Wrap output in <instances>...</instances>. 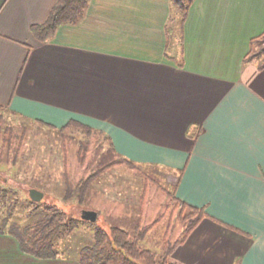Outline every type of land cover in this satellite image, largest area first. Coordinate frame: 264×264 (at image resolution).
I'll return each mask as SVG.
<instances>
[{
    "label": "crops",
    "instance_id": "obj_1",
    "mask_svg": "<svg viewBox=\"0 0 264 264\" xmlns=\"http://www.w3.org/2000/svg\"><path fill=\"white\" fill-rule=\"evenodd\" d=\"M55 1L0 0L3 110L77 120L132 162L167 167L174 194L210 215L183 241L163 232L170 260L264 264V66L244 61L264 0H193L180 30L171 0H88L40 42L30 26ZM0 264L81 263L34 256L0 232Z\"/></svg>",
    "mask_w": 264,
    "mask_h": 264
},
{
    "label": "rangeland",
    "instance_id": "obj_2",
    "mask_svg": "<svg viewBox=\"0 0 264 264\" xmlns=\"http://www.w3.org/2000/svg\"><path fill=\"white\" fill-rule=\"evenodd\" d=\"M102 135L88 134L73 124L61 130L0 110V220L31 222L57 208L63 221L78 220L71 230L64 227L57 234L55 246L60 253H78L94 242L97 226L108 230L111 225L128 230L131 236L141 230L145 233L141 245L162 252L161 244L170 243L162 239L177 238L185 229L171 197L167 167L121 161L94 178L81 201L64 197L68 187L90 173L97 146L107 147ZM87 139L89 149L80 161L77 150L80 141ZM30 187L43 192L39 200L29 199ZM90 209L97 212L96 219H82V211ZM166 230L169 235L164 237Z\"/></svg>",
    "mask_w": 264,
    "mask_h": 264
},
{
    "label": "trees",
    "instance_id": "obj_3",
    "mask_svg": "<svg viewBox=\"0 0 264 264\" xmlns=\"http://www.w3.org/2000/svg\"><path fill=\"white\" fill-rule=\"evenodd\" d=\"M171 1L176 6V16L174 18L180 30L193 0ZM87 2L88 0H56L46 19L30 26L31 33L40 42L50 39L62 23L78 22L84 16ZM257 43L260 44L259 48H256ZM253 58L258 60L259 67L264 66V30L250 39V49L246 53L244 61ZM4 108L0 104V110ZM36 121L56 128V126L42 120ZM72 124L84 129L88 134L101 133V130L77 120H69L58 129H65ZM102 136L104 142L107 143V147H102V144L97 146L90 173L87 176L80 177L73 187L67 188L64 194L66 199L81 201L90 182L105 169L121 161L134 163L124 156H119L120 154L109 135L103 134ZM88 149L89 140H81L77 150L80 161L83 160ZM115 155L120 159H116ZM171 197L179 207L180 220L185 224L184 232L180 238V241H183L204 217L210 215L204 207L186 203L178 198L173 191ZM29 199L31 200V198ZM62 217V211L56 208L47 211L46 214L31 222L19 223L3 218L0 220V232H8L16 236L20 248L25 252L37 257H54L59 253L55 246V238L59 231L64 227L71 230L78 225L76 218L66 222L63 221ZM142 234L143 232L139 230L131 236L128 230L117 225H111L108 230L97 226L94 231V242L91 245L83 246L79 250L78 260L81 264H178L176 261L169 259L174 243L168 244L161 253H157L155 250L141 245Z\"/></svg>",
    "mask_w": 264,
    "mask_h": 264
},
{
    "label": "water",
    "instance_id": "obj_4",
    "mask_svg": "<svg viewBox=\"0 0 264 264\" xmlns=\"http://www.w3.org/2000/svg\"><path fill=\"white\" fill-rule=\"evenodd\" d=\"M43 192L36 188V187H30L28 190V195L32 200H39L42 196ZM97 217V212L95 210H83L81 213L82 219H87L94 221Z\"/></svg>",
    "mask_w": 264,
    "mask_h": 264
},
{
    "label": "snow or ice",
    "instance_id": "obj_5",
    "mask_svg": "<svg viewBox=\"0 0 264 264\" xmlns=\"http://www.w3.org/2000/svg\"><path fill=\"white\" fill-rule=\"evenodd\" d=\"M245 264H251V262L250 261H246Z\"/></svg>",
    "mask_w": 264,
    "mask_h": 264
}]
</instances>
